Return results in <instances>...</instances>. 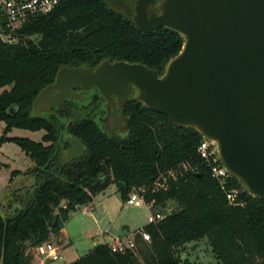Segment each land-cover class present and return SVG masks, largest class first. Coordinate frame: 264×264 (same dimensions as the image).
Wrapping results in <instances>:
<instances>
[{"label":"trees","instance_id":"obj_1","mask_svg":"<svg viewBox=\"0 0 264 264\" xmlns=\"http://www.w3.org/2000/svg\"><path fill=\"white\" fill-rule=\"evenodd\" d=\"M18 43L0 41V121L6 128L0 142L21 147L35 163L33 198L20 200L12 215L0 216V264H33L29 249L59 236L72 212L117 184L124 202L133 186L151 185L160 173L175 170L177 179L159 194L148 195L156 208L176 201L179 210L156 225H146L151 242L143 243L139 257L144 264L182 263L175 250L207 238L223 264H264V200L247 198L232 205L222 186L198 159L202 136L175 125L167 116L140 102H130L128 134L106 135L95 122L91 105L79 108L69 101L44 117L33 113L38 95L55 82L62 67L93 69L103 61L143 64L162 75L177 56L184 39L175 31L159 28L145 34L106 0H64L51 13L39 15L14 32ZM38 36L37 42L31 38ZM9 88V89H8ZM95 99L104 100L99 92ZM18 112L9 115V109ZM61 115V117L59 116ZM62 118H68L66 126ZM14 128L44 131L42 142L9 137ZM63 134L79 139L86 148L81 159L64 162L70 147ZM44 142L49 145L45 146ZM181 164L198 166L181 174ZM15 171L13 174H18ZM242 187L232 178L227 189ZM64 203V205H62ZM72 264H141L136 252L113 253L100 244Z\"/></svg>","mask_w":264,"mask_h":264},{"label":"water","instance_id":"obj_2","mask_svg":"<svg viewBox=\"0 0 264 264\" xmlns=\"http://www.w3.org/2000/svg\"><path fill=\"white\" fill-rule=\"evenodd\" d=\"M106 3L145 34L159 28L177 32L184 39L181 52L162 75L125 61L106 60L93 69L62 67L34 101V115L44 117L69 100H81L78 88L98 90L115 114L129 102H140L216 141L224 167L248 193L264 200V0ZM18 110L12 106L9 115ZM112 118L104 122L116 125ZM123 122L125 134L129 119L120 118ZM66 139L71 148L64 162L69 164L86 148L74 136Z\"/></svg>","mask_w":264,"mask_h":264},{"label":"rangeland","instance_id":"obj_3","mask_svg":"<svg viewBox=\"0 0 264 264\" xmlns=\"http://www.w3.org/2000/svg\"><path fill=\"white\" fill-rule=\"evenodd\" d=\"M37 42L38 36L31 38ZM19 39H16V43ZM9 89V88H8ZM2 91H0L1 93ZM90 103L86 101L85 106ZM83 106V107H85ZM61 117V115L59 114ZM96 119V117H95ZM68 118H62V124L66 126ZM6 124L0 121V138L5 133ZM45 135L44 131L32 132L25 129L14 128L9 137L27 138L35 142H42ZM44 145H49L44 142ZM178 171L181 174L188 171L189 166L181 164ZM35 168V163L25 154V152L15 143L0 142V216L4 218L13 214L17 207H20V200L30 199L34 197L36 179L30 172ZM19 171L18 174H13ZM168 172H162L161 175H166ZM151 185H143L141 187H151ZM139 188L133 186L130 193ZM244 194L247 198H255L244 189ZM243 206L246 200L240 199ZM64 205V203L62 204ZM162 212H176L179 206L176 201L170 200L165 207L157 208ZM149 211L146 207L128 206L122 199L117 184L111 185L107 190L98 194L94 201L90 204L79 206L76 211L72 212L69 219L65 223V229L70 237V245L64 247L61 251L62 259L52 262L39 257L34 248L29 249L34 257L33 264H72V260H76L77 256H83L86 252H91L93 247L99 244L111 245L115 239L107 243L108 237H115L124 240L135 241L139 230L134 233H129L137 228L148 225ZM129 228V229H128ZM58 236H52L48 242H51L59 247ZM144 247L141 241L135 242V246L131 249L136 252L139 257V251ZM72 253V255H69ZM175 254L182 263L189 262L191 264H223L215 252L207 238L190 242L183 247L176 249Z\"/></svg>","mask_w":264,"mask_h":264},{"label":"built area","instance_id":"obj_4","mask_svg":"<svg viewBox=\"0 0 264 264\" xmlns=\"http://www.w3.org/2000/svg\"><path fill=\"white\" fill-rule=\"evenodd\" d=\"M64 0H0V41L5 44H15V30L27 23L29 20L39 16L51 13ZM198 159L207 169L208 173L224 189L227 200L232 205H242L240 196L244 191L243 187H234L227 189L228 182L235 178L224 167L219 156L218 143L214 140L202 137L197 148ZM189 166L190 171L196 172L198 166ZM177 179V172L170 170L166 175L158 177L149 188L139 187L133 190L126 200L125 204L134 207H146L149 211L148 225H156L164 220L170 212H162L156 208V201H147L148 195L159 194L169 190L171 180ZM143 242L150 243L152 238L144 227L138 231ZM135 246V241L116 238L109 245L113 253H123L131 250ZM39 257L48 261H58L62 259L61 249L51 243L45 242L36 248Z\"/></svg>","mask_w":264,"mask_h":264},{"label":"flooded vegetation","instance_id":"obj_5","mask_svg":"<svg viewBox=\"0 0 264 264\" xmlns=\"http://www.w3.org/2000/svg\"><path fill=\"white\" fill-rule=\"evenodd\" d=\"M158 2H159V0H156V3H158ZM133 5H134V1H133ZM134 7H135V5H134ZM76 92L77 93H81V100H69V101L75 103L79 108H82L83 106H85L86 101L90 100V103L87 105V106H89V105L92 104V102H94L96 100V102H95L96 104L93 105V107H97L96 109H94L95 117H96L95 122L99 125V127L102 129V131L106 135L124 136V135L128 134L130 119L125 114V108H126L127 104L124 106L123 110H117L118 112H117V114H115L116 112L114 110H111L110 112H108V109H107V106H106L107 102L101 96V94H100V92L98 90L83 91L81 88H78L76 90ZM97 92H99L100 96L104 100L99 101V99L98 100L95 99V97L97 96ZM109 115L113 117L112 121H113V123H116V125L111 124V122H110V124H107V123L104 122V120ZM122 117H125V118L129 119V122H128V125H127L128 126L127 127L128 131L125 134H124V126L126 125V122L119 123V120ZM66 136H68V135L67 134H63V138L67 141ZM70 148H71V145L64 152V155Z\"/></svg>","mask_w":264,"mask_h":264},{"label":"crops","instance_id":"obj_6","mask_svg":"<svg viewBox=\"0 0 264 264\" xmlns=\"http://www.w3.org/2000/svg\"><path fill=\"white\" fill-rule=\"evenodd\" d=\"M145 226H143V227H145ZM143 227L137 228V229H135L133 231H130V230H128V231H129V233H134L135 231H137V230H139V229H141ZM119 236H122V235L118 234L115 237L110 236V237H108V241H106V242L109 243V242H111V240L116 239ZM57 238H58V242H59V248L61 249V251H64V247L67 246V245H70V242H69L70 241V237L67 234V230L65 229V226L61 230L60 235ZM89 253H90V251L89 252H86L85 254H83V256H77L76 260H72L71 263L76 262L78 259H80L81 257H84V256L88 255ZM69 255H72V253H69Z\"/></svg>","mask_w":264,"mask_h":264}]
</instances>
